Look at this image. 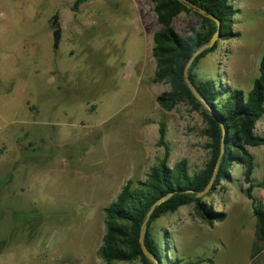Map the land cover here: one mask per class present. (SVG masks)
Returning <instances> with one entry per match:
<instances>
[{
  "label": "rangeland",
  "instance_id": "obj_1",
  "mask_svg": "<svg viewBox=\"0 0 264 264\" xmlns=\"http://www.w3.org/2000/svg\"><path fill=\"white\" fill-rule=\"evenodd\" d=\"M0 0V264L105 263L102 208L127 179L143 180L164 148L168 164L185 158L189 172L207 157L205 123L185 104L167 111L153 80V34L162 28L150 0ZM232 32L199 63L198 75L246 94L264 55V0H230ZM62 36L52 49L50 17ZM202 20L181 12L172 23L186 35ZM259 135L264 136V114ZM253 196L264 203V144L249 146ZM243 167L205 194L226 217L209 225L192 204L152 224L165 257L197 264H249L263 243L254 238L252 200Z\"/></svg>",
  "mask_w": 264,
  "mask_h": 264
},
{
  "label": "trees",
  "instance_id": "obj_2",
  "mask_svg": "<svg viewBox=\"0 0 264 264\" xmlns=\"http://www.w3.org/2000/svg\"><path fill=\"white\" fill-rule=\"evenodd\" d=\"M86 1L88 0H74L72 11H78L79 6ZM150 1L154 4L157 21L162 25L153 34V80L168 86L156 96V102L167 111L179 104H185L200 113L205 123L203 134L208 140V157L202 168L192 173L189 172L185 158L170 166L165 126L159 123L156 143L164 148V154L157 164L149 168L145 179L135 182L127 179L116 197L102 208L104 234L98 254L105 263L139 260L142 264H181L180 259L169 261L165 257L167 249L157 240L152 224L165 213L175 212L179 207L189 204L193 205L196 214L209 225L222 221L226 217L225 212L208 205L203 199L205 195L196 196L209 182L217 162L214 181L206 195L217 187L221 179L230 176L233 163L241 164L243 181L246 184L245 194L252 200L255 216L254 238L264 245V203L252 194L256 186L252 181L255 162L248 149L249 146L264 144V136L255 132L256 122L264 114V55L259 61V74L246 94L241 89L225 87L223 83H217L213 79H202L198 75L200 61L216 49L220 39H228L234 34L232 24L235 10L232 3L230 0ZM191 4L204 9L207 14H213L221 21L219 38L213 46L198 53L187 68L188 79L202 100L187 85L184 69L195 51L209 42L217 25L213 19L201 15ZM181 12L194 13L202 20L199 26L192 27L186 35L179 34L172 26ZM49 22L52 49L55 51L62 36L58 12L52 14ZM221 124L226 132L223 142ZM149 211L143 238L149 253L156 261L144 255L139 243L140 228ZM258 252L255 249L251 254L249 264H264V254L260 257ZM201 261L182 264H197Z\"/></svg>",
  "mask_w": 264,
  "mask_h": 264
},
{
  "label": "water",
  "instance_id": "obj_3",
  "mask_svg": "<svg viewBox=\"0 0 264 264\" xmlns=\"http://www.w3.org/2000/svg\"><path fill=\"white\" fill-rule=\"evenodd\" d=\"M191 6L194 8V9H197L198 12L201 14V15H206L208 16L209 18L213 19L215 22H216V31L213 33V35L211 36L209 42L203 46H201L199 49H197L195 51V53L191 56V58L189 59V61L187 62L186 66H185V69H184V76H185V80H186V83L187 85L189 86V88L192 90V92L194 93V95L198 98V99H201V96L198 94L196 88L190 83L189 79H188V76H187V68L188 66L190 65V63L192 62L193 58L198 54L200 53L202 50H204L205 48H208V47H211L213 46V44L215 43V41L219 38L220 34H221V21L216 17L214 16L213 14H207L206 11L202 8H197L195 5L191 4ZM221 127H222V142L224 141V138L226 136V132H225V129L223 127V125L221 124ZM221 152H222V149H221ZM217 167H218V162L216 164V167H215V170H214V173L212 174L209 182L207 183V185L205 186L204 189H202L201 191L197 192L196 193V196L197 197H202L204 196L206 193H208V191L210 190L211 186H212V183L214 181V177H215V174H216V171H217ZM164 199V198H163ZM162 200V199H160ZM150 211L147 213V216H146V219L144 220V222L142 223L141 225V228H140V234H139V243H140V246H141V249L144 253V255L149 258V259H152L154 261L155 258L149 253L146 245H145V242H144V238H143V235H144V230H145V224H146V220H147V217L149 215Z\"/></svg>",
  "mask_w": 264,
  "mask_h": 264
},
{
  "label": "crops",
  "instance_id": "obj_4",
  "mask_svg": "<svg viewBox=\"0 0 264 264\" xmlns=\"http://www.w3.org/2000/svg\"><path fill=\"white\" fill-rule=\"evenodd\" d=\"M257 123H258V121L256 122V125H255V132L259 135V131L260 130L262 131V125L261 124L258 125ZM258 251L259 252L257 253V255L262 257L261 255L264 254V247L262 248V250H258ZM261 259H263V258H261Z\"/></svg>",
  "mask_w": 264,
  "mask_h": 264
}]
</instances>
